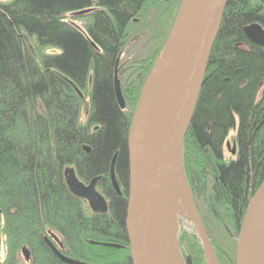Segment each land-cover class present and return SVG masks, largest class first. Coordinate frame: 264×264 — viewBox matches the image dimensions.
I'll return each instance as SVG.
<instances>
[{
    "label": "trees",
    "instance_id": "obj_1",
    "mask_svg": "<svg viewBox=\"0 0 264 264\" xmlns=\"http://www.w3.org/2000/svg\"><path fill=\"white\" fill-rule=\"evenodd\" d=\"M180 3H0V253L5 254L0 264H64L45 242L50 233L72 259L132 264L126 231L129 130ZM79 19L87 21L83 28L75 23ZM137 21L144 23L141 30L155 31L150 40L154 50L139 62L138 80L122 86V109L114 89L116 65ZM254 24L264 28V3L228 2L184 141L187 177L196 201L203 203L204 226L214 250L221 241L230 264H236L248 203L264 181V48L245 33ZM86 92L90 108L83 121ZM232 131L238 157L226 161L224 148ZM115 155L121 196L110 178ZM71 170L84 182L99 179L98 190L109 201L107 214L93 213L71 192ZM227 226L230 242L220 236ZM212 228L219 231L216 242ZM179 243L192 264H208L196 232L183 231ZM24 247L32 253L29 263L20 260Z\"/></svg>",
    "mask_w": 264,
    "mask_h": 264
},
{
    "label": "water",
    "instance_id": "obj_2",
    "mask_svg": "<svg viewBox=\"0 0 264 264\" xmlns=\"http://www.w3.org/2000/svg\"><path fill=\"white\" fill-rule=\"evenodd\" d=\"M229 1L181 0L165 46L142 88L128 136L130 183L126 231L132 264H192L191 258L184 257L179 243L176 216L181 208L191 218L208 264H220L185 173L183 146ZM245 33L264 48L262 26L251 25ZM120 58L114 89L119 106L125 109L118 78ZM116 161L117 155L112 160L110 178L115 192L121 196ZM98 180L84 186L68 176V185L75 196L90 203L93 212L107 213V201L96 190ZM45 242L64 264H87L64 255L63 244L55 234L50 233ZM106 246L122 248L117 244ZM23 255L28 262V248L23 249ZM236 264H264V181L248 203L237 241Z\"/></svg>",
    "mask_w": 264,
    "mask_h": 264
},
{
    "label": "rangeland",
    "instance_id": "obj_3",
    "mask_svg": "<svg viewBox=\"0 0 264 264\" xmlns=\"http://www.w3.org/2000/svg\"><path fill=\"white\" fill-rule=\"evenodd\" d=\"M11 1L12 0H0V3H9ZM69 20L71 21V17L69 18ZM75 23L78 26L83 28L85 23H87V21L83 20V19H79V20H76ZM143 25H144V23L142 24V22L137 21L136 25L131 27V29L129 31L130 35H129V38L127 40V45L121 54V58L119 61V67H118V78L121 82V86H123V87L130 85L131 83L136 82L138 80L137 78H138L139 73H138L137 69H138V64H140L139 62H142L143 59H146V57L149 56L150 50H151L150 48H153L152 51L154 50L153 46L150 47L151 46L150 40H154L152 35H153V33H155V31L152 30L150 32L148 30L145 31L144 29L141 30L142 28H144ZM140 33H142V36H140ZM51 52L56 53L57 50L53 49ZM149 74H150V72H149ZM147 78H146V80H147ZM90 82H91V80H90ZM144 84H143V86H144ZM141 91H142V89H141ZM141 91H140V94H141ZM89 108H90V97H89V93L86 92L84 94V102H83V107H82L83 121H85L87 119ZM236 145H237V143L235 140V131H232L229 134V137L227 139V142H226L225 148H224L225 160L231 161V160H234L236 158L235 155H233V150L236 148ZM183 162H184V146H183ZM184 168H185V162H184ZM185 173L187 176L186 168H185ZM67 176H72V175H71V173H68ZM187 179H188V177H187ZM192 192H193V190H192ZM193 195H194V192H193ZM194 199H195V195H194ZM195 204H196V200H195ZM196 207H197V205H196ZM200 212L201 213H199V214H201L200 217H201L202 222H203L204 221L203 217H206V214L203 211V208L201 209ZM176 219L178 222V227H177L178 235H181L182 232L185 230H187L189 233L195 232V228H194V225L191 221V218H190L188 213H185L183 208L178 210ZM205 229H207V228H205ZM225 229L227 232L224 230L220 231V236L223 235L222 237L224 238V240L226 242H228V241L230 242L229 239H231V236H230L231 234L229 233V231H231V229H229L228 226ZM218 232H217V230L215 231L213 228L210 232V234L214 238L215 242H216V240H218ZM207 234H208V232H207ZM48 238H50V237H48ZM220 243H221V241L219 243H217L218 247L215 249V253L218 257L219 263L220 264H230V260L228 259V256H226V254L224 252V248H222V246H221L222 243L221 244ZM24 248H28V247H24ZM24 248H22V250H21L20 260L22 263H29L31 258H32V253H31L30 249L28 248V250L30 252V260L27 262L25 259V256L23 255V249ZM184 250H186V249H184ZM0 259H1V261L5 260V254L3 253V251L0 253Z\"/></svg>",
    "mask_w": 264,
    "mask_h": 264
},
{
    "label": "flooded vegetation",
    "instance_id": "obj_4",
    "mask_svg": "<svg viewBox=\"0 0 264 264\" xmlns=\"http://www.w3.org/2000/svg\"><path fill=\"white\" fill-rule=\"evenodd\" d=\"M234 152H235V154H233V155H235V159L234 160H236L237 159V157H238V147H237V145H236V148H235V150H233ZM227 161V160H226ZM232 161V160H231ZM69 173H71V177L72 178H75L79 183H81V184H83L84 186H89L90 184H91V182H84V181H82L81 179H79L78 178V176L71 170ZM98 182H99V180H98ZM98 182H97V185H96V190L100 193V191L98 190ZM101 194V193H100ZM102 195V194H101ZM103 196V195H102ZM105 199H106V197L105 196H103ZM81 199V198H80ZM81 200H83L86 204H87V206L90 208V203L88 202V201H86V200H84V199H81ZM196 200V199H195ZM106 201H107V205H108V211H109V201L106 199ZM196 205H197V209H198V211H199V213H201L200 211H201V209L203 208V203L202 202H199V201H196ZM90 210H91V208H90ZM92 211V210H91ZM93 212V211H92ZM93 213H95V214H107V213H101V212H98V213H96V212H93ZM201 215V214H200ZM182 251L184 252V248L182 247Z\"/></svg>",
    "mask_w": 264,
    "mask_h": 264
},
{
    "label": "bare ground",
    "instance_id": "obj_5",
    "mask_svg": "<svg viewBox=\"0 0 264 264\" xmlns=\"http://www.w3.org/2000/svg\"><path fill=\"white\" fill-rule=\"evenodd\" d=\"M181 182H182V183H181L182 185H181V187H180V190L183 192V187H184L183 184H184V180H182Z\"/></svg>",
    "mask_w": 264,
    "mask_h": 264
}]
</instances>
